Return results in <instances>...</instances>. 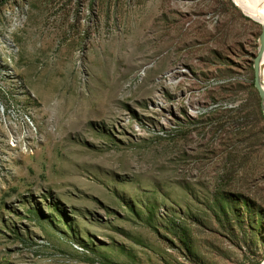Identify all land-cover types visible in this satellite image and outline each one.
<instances>
[{"label": "rangeland", "instance_id": "1", "mask_svg": "<svg viewBox=\"0 0 264 264\" xmlns=\"http://www.w3.org/2000/svg\"><path fill=\"white\" fill-rule=\"evenodd\" d=\"M260 31L233 0H0V264H264Z\"/></svg>", "mask_w": 264, "mask_h": 264}, {"label": "bare ground", "instance_id": "2", "mask_svg": "<svg viewBox=\"0 0 264 264\" xmlns=\"http://www.w3.org/2000/svg\"><path fill=\"white\" fill-rule=\"evenodd\" d=\"M235 5L246 15L256 20L260 24L264 20V0H233ZM258 81L264 90V51L259 60ZM262 100V99H261ZM264 110V99L262 101Z\"/></svg>", "mask_w": 264, "mask_h": 264}, {"label": "water", "instance_id": "3", "mask_svg": "<svg viewBox=\"0 0 264 264\" xmlns=\"http://www.w3.org/2000/svg\"><path fill=\"white\" fill-rule=\"evenodd\" d=\"M264 51V20L261 23V31L258 37V48H257V54L253 59V70H254V86L261 97V99H264V90L261 88L259 81H258V70H259V60L262 56V53ZM264 114V110H263Z\"/></svg>", "mask_w": 264, "mask_h": 264}]
</instances>
